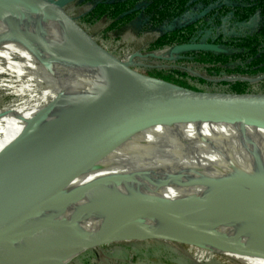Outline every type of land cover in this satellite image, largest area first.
<instances>
[{
    "label": "bare ground",
    "instance_id": "1",
    "mask_svg": "<svg viewBox=\"0 0 264 264\" xmlns=\"http://www.w3.org/2000/svg\"><path fill=\"white\" fill-rule=\"evenodd\" d=\"M68 46L54 16L26 0H0V89L18 99L28 81L44 84L32 99L57 95L44 120L38 109L25 122L19 111L0 113V158L24 134L41 137L124 83L85 44V59ZM15 56L27 58V67ZM31 168L25 165L22 176ZM107 222L116 232L209 245L221 236L240 259L250 253L264 258V118L175 121L134 131L69 176L43 220L1 237L0 264H69L89 248L66 245ZM113 234L104 228L96 237Z\"/></svg>",
    "mask_w": 264,
    "mask_h": 264
},
{
    "label": "water",
    "instance_id": "2",
    "mask_svg": "<svg viewBox=\"0 0 264 264\" xmlns=\"http://www.w3.org/2000/svg\"><path fill=\"white\" fill-rule=\"evenodd\" d=\"M26 1L39 13H49L57 19L64 30L67 46H70L68 52L78 53L85 59L87 57L80 48L82 43L85 44L92 51V57L114 71L124 83L118 84L111 94L64 120L41 137L26 133L5 148L0 158V238L29 230L43 220L69 176L142 127L175 121L264 118L263 92L192 90L141 74L132 69L129 62L115 59L77 18L65 10L67 5L77 0ZM180 50L228 52L207 43L183 45ZM262 77L264 75L255 79ZM225 80L254 79L228 76ZM26 164H31L32 168L22 176ZM210 198L223 199L222 196ZM104 228L112 230L114 234L106 239L97 238L98 232ZM116 230L107 222L84 240L66 245V248L83 250L111 237L126 240L141 235L139 232L121 233Z\"/></svg>",
    "mask_w": 264,
    "mask_h": 264
},
{
    "label": "rangeland",
    "instance_id": "3",
    "mask_svg": "<svg viewBox=\"0 0 264 264\" xmlns=\"http://www.w3.org/2000/svg\"><path fill=\"white\" fill-rule=\"evenodd\" d=\"M92 6V0H78L67 5L65 10L68 14L77 18L79 22V16L89 11ZM82 26L97 42L105 46L104 48L115 56V58L117 57V59L122 60L121 62H129L133 66L132 69L141 74L157 78L149 71V69H154V66H136L142 64L141 60H147V55L150 53L146 52L145 44L147 40L155 37L154 33H156L139 34V20H135L123 28L119 33H105V21H101L93 26H88L83 23ZM169 52V55L164 51L151 54L150 57L152 58H148L150 62L147 61L146 64H156L157 69L171 67L172 64L169 63L167 59H174V57L170 56ZM136 56L141 60L134 59ZM14 58L18 66L21 67L26 66L28 62V59L24 56H15ZM180 67L179 69L181 71H185L189 75L206 77L207 79L213 78V76H209L193 68L191 64L185 63L180 65ZM3 78L5 79V76L2 77V79ZM226 78H228V76H221L220 80L226 81ZM37 80L38 79H33L32 83L35 84ZM263 80L264 77L249 81L254 83L252 92L264 93ZM27 83L28 81L24 84V86L27 85V89L22 92V94L17 95L18 99H12L13 97L8 95L6 89H0V113L9 114L19 111L21 112V117L24 118L21 119L25 122L27 121L26 119L31 117L32 111L34 114L32 116L36 117L34 112L38 109V112H36L37 117L40 120H44L43 118L51 114V108L57 102V95L51 94L49 99H32L33 96L39 97L41 91L44 89V84H35L33 87L31 84ZM189 89L205 92H227L225 88L217 85H203L195 82L191 84ZM59 97L61 98L62 95ZM24 110L26 111L23 112ZM39 127L41 130L44 129L41 126ZM221 238V236H218V240L209 245L182 237H157L146 234H141L138 237L126 240L111 237L109 240L100 242L93 248H89L87 251L81 253L69 264H253L250 262L251 260H257V258L264 260L260 255L251 253L249 255H243L244 257L242 258L244 260L240 259L232 254L235 253V250L226 244L225 241L221 240ZM208 241L211 242L210 240Z\"/></svg>",
    "mask_w": 264,
    "mask_h": 264
},
{
    "label": "trees",
    "instance_id": "4",
    "mask_svg": "<svg viewBox=\"0 0 264 264\" xmlns=\"http://www.w3.org/2000/svg\"><path fill=\"white\" fill-rule=\"evenodd\" d=\"M211 1L212 0H103L96 3L89 12L82 15L79 18V22L87 24L88 26H93L97 24L99 20L105 18L112 21L109 23L106 30H119L133 20L138 13H141L144 18L142 29H157L163 27L165 23L184 14L191 6H205ZM252 2L255 3L253 10L259 15V24L255 31L250 34L232 38L229 42V47L231 48L230 54L204 52L187 53L194 57L193 62L197 65L199 70L212 76H218L220 70L225 71L228 75L234 74L233 76L237 77H258L264 75V0H252ZM140 3L143 4V8L138 6ZM131 9L132 11L130 13H126ZM239 10L242 12V9ZM239 10L232 11L230 14V23L240 20L238 16L240 13ZM251 12H246V16L251 14ZM218 18H220V16H217L214 20L206 17L195 24H187L181 28L170 30L167 29L159 38L150 41L148 49L152 50L172 45L182 46L188 43L193 37H196L200 30L212 27L213 24L217 25ZM220 21H222V19H220ZM170 56H173V54L170 53ZM250 59H253L252 64L249 62ZM230 61H233V65L228 68L221 69L215 66L216 64L224 66ZM150 72L158 79L182 87L190 88L193 82L210 85L209 82L178 69H152ZM262 83H264V81ZM222 84L228 86L227 92L243 93L252 91L249 89V84L244 81L225 82Z\"/></svg>",
    "mask_w": 264,
    "mask_h": 264
},
{
    "label": "flooded vegetation",
    "instance_id": "5",
    "mask_svg": "<svg viewBox=\"0 0 264 264\" xmlns=\"http://www.w3.org/2000/svg\"><path fill=\"white\" fill-rule=\"evenodd\" d=\"M92 1H93V6H94L96 3L103 1V0H92ZM254 4L255 3L252 2V0H212L210 3L206 4L205 6H201V5L191 6L184 14H182L181 16L177 17L176 19H174L170 22L165 23L163 25V27L157 28V29L149 28V29L143 30L142 26L144 24V18H143L141 13H138V15L133 20H131L128 24H126L125 26H123L119 30H110V31L106 30L107 26L112 21L107 20L105 18H102L97 23H99L101 21L106 22V26L104 28L105 33H117V32L119 33L123 28H125L126 26H128L129 24L134 22L135 20H139L140 21L139 34L142 35V34H148L151 32H156V33H154L155 37H152L149 40H147L146 44H145L146 52L150 53L147 55V57L149 59L152 58V57H150V55L153 53L164 51L165 53L167 52V55H168V52L173 50L174 51L173 52L174 53L173 54L174 59H167V60H169V63L172 64L171 67H169V68L165 67L162 69H178V70H180L179 69V68H181L180 65L186 63V64H191V66L193 68L199 70L197 65L193 62L194 57L190 54H187V53H192V52L211 53V52H207V51H182V50H180L181 49L180 45H172V46H166V47H161V48L149 50L148 45H149L150 41L152 39L159 38L162 35V33L167 29L170 30V29H175V28H181L187 24H195V23H198L200 20H203L206 17H208V19L210 18L211 20H214L217 16H220V18H218V20H217L218 21L217 25L213 24L212 27H208L204 30H200L198 35H196V37H193L188 43H186L184 45L195 44V43H207V44H212V45H216L218 47L224 48L228 51L227 53H214V54H230V52H231V48L229 47L230 40L232 38H235V37H239V36H243V35L252 33L253 31H255V29L257 28V26L259 24V15L255 10H253ZM138 6L140 8H143L142 3H140ZM239 9H242V12ZM234 10L240 11V13L238 14L240 20H236V21L230 23L229 22L230 18H231L230 14L232 13V11L234 12ZM89 11H87V12H89ZM131 11H132V9L128 10L126 13H130ZM87 12H85V13H87ZM246 12H251V14L246 16V14H245ZM85 13L81 14L79 16V18L82 15H84ZM220 19H222V21H220ZM80 24L82 25L83 23H80ZM136 55H138V54H136ZM148 58H147V60H141L138 58V56H136L134 59L141 60V62H142V64H139L136 66H148V67L154 66V69H157L156 64H151V65L146 64L147 61L150 62L148 60ZM160 60H162V59H160ZM252 60L253 59H250V61H249L251 64L253 62ZM232 65H233V61L226 63L224 66L221 64H216L215 66L223 69V68H228ZM211 66H213V65H211ZM152 69H149V71ZM199 71H201V70H199ZM205 74H207V73H205ZM207 75H209V74H207ZM233 75L234 74L228 75L225 73V71L220 70V74L218 76H213L212 79L211 78L207 79L206 77H197V78H201L204 81L209 82L210 85H217L219 87L225 88V90L227 91L228 86L226 84H222V83L233 82L235 80L221 81L220 80L221 76H233ZM209 76H212V75H209ZM258 77H260V76H258ZM258 77L246 76V78H251V79H255ZM210 80H212V81H210ZM244 82H247L249 84V89L253 90L252 89L254 87L253 82H249V81H244ZM259 82H261V81H259ZM247 92H252V91H247Z\"/></svg>",
    "mask_w": 264,
    "mask_h": 264
},
{
    "label": "built area",
    "instance_id": "6",
    "mask_svg": "<svg viewBox=\"0 0 264 264\" xmlns=\"http://www.w3.org/2000/svg\"><path fill=\"white\" fill-rule=\"evenodd\" d=\"M230 77H234V76H230ZM236 81V80H235Z\"/></svg>",
    "mask_w": 264,
    "mask_h": 264
}]
</instances>
